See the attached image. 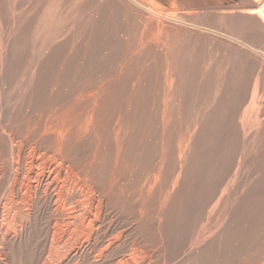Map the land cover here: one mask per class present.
<instances>
[{"label": "rangeland", "instance_id": "rangeland-1", "mask_svg": "<svg viewBox=\"0 0 264 264\" xmlns=\"http://www.w3.org/2000/svg\"><path fill=\"white\" fill-rule=\"evenodd\" d=\"M0 68V225L23 149L114 239L51 264H264V0H0ZM52 222L0 264H45Z\"/></svg>", "mask_w": 264, "mask_h": 264}, {"label": "bare ground", "instance_id": "bare-ground-1", "mask_svg": "<svg viewBox=\"0 0 264 264\" xmlns=\"http://www.w3.org/2000/svg\"><path fill=\"white\" fill-rule=\"evenodd\" d=\"M49 139L52 138L49 137ZM9 141L11 142L10 139ZM12 143L10 145H12ZM12 150L13 148H11V151ZM25 152L23 151V149L22 150L18 149L16 153L17 154L16 163L14 162L15 173L13 174L12 183H11L12 186L9 191L10 199L6 202V206L4 208L5 210L4 212H6L5 219L4 222L0 225L1 241H4L8 235L10 237L12 236L11 238L12 240H16L17 235H21L29 228L31 218L34 221L36 219V216H38L43 209H47V210L50 209L53 222H52V227L49 229L50 230L49 250H48V255L46 254V256H48L47 257L48 259L46 261H43L42 259V261L45 262V264L50 263V261L52 263L54 258H56L57 255H59L58 251L60 250L63 251L62 254H64V258L66 256L70 258L69 254H71L72 256H76L80 252V249L82 247H86L89 251L91 250V252L94 250L95 251L98 250L97 254L99 253L98 255L102 256L106 252V250L112 246L114 241V239L113 240L110 239L111 241L109 240L105 243L106 247L104 246L105 248H102L101 247L102 244L98 243V241L96 240V235L100 232L99 228L103 222L101 220L102 212H103V211L101 212V206L103 202L99 201V198L95 200L96 198L94 199L89 196L90 187L87 185L86 182L84 181L72 182L73 180L68 181L67 179L69 178L68 176L70 175L67 176L66 174H64L65 172L63 173L55 166L48 165L46 167L41 166L44 168H40L38 165L39 164L38 159L36 157L34 159L30 158L31 160L30 163H27V161L24 159ZM7 153L8 152L6 151L5 155H7ZM59 163L61 164L60 161ZM1 170L3 173L4 171L3 168H1ZM9 176H11V174ZM66 176L68 177L67 179L65 178ZM79 185L81 186L80 188L82 189L77 188V186L79 187ZM96 192L95 194H97ZM26 193H28V195L30 196L29 198L27 195V197L30 199L29 204L27 206L24 204V199H25L24 196ZM2 194L3 193H1V195ZM0 197H3V195ZM1 204H3L4 206V202ZM1 211H3V209ZM76 237L78 239L77 240L78 243L76 244L77 248L76 250L72 251L71 248L73 245L72 241ZM91 241H93V243ZM90 242L92 243L91 245H89ZM100 247L101 249L99 250ZM45 259L46 257H44V260ZM98 259H100V257L97 258V260Z\"/></svg>", "mask_w": 264, "mask_h": 264}]
</instances>
